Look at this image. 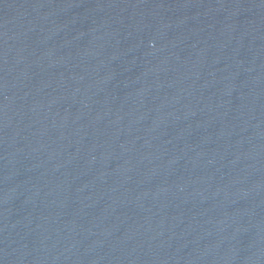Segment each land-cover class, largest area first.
I'll use <instances>...</instances> for the list:
<instances>
[{"label": "water", "instance_id": "water-1", "mask_svg": "<svg viewBox=\"0 0 264 264\" xmlns=\"http://www.w3.org/2000/svg\"><path fill=\"white\" fill-rule=\"evenodd\" d=\"M0 264H264V0H0Z\"/></svg>", "mask_w": 264, "mask_h": 264}]
</instances>
